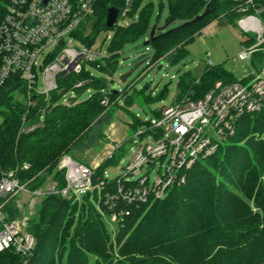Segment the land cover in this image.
I'll return each instance as SVG.
<instances>
[{"label": "trees", "instance_id": "1", "mask_svg": "<svg viewBox=\"0 0 264 264\" xmlns=\"http://www.w3.org/2000/svg\"><path fill=\"white\" fill-rule=\"evenodd\" d=\"M11 0H0V5ZM126 0H98L89 24L79 29L80 39L92 46L102 30H113L109 56L101 64L99 73L90 76L83 70L59 78L60 87L68 89L74 82L88 76L91 81L78 88L81 95L87 88L92 94L70 105L60 103L62 93L54 91L49 100L38 98L28 107L18 98L23 91L22 81L14 76L0 91V165L5 169L19 166L23 181L30 187L42 186L48 179L66 185L65 174L58 168L63 155L84 142L95 120L116 104L126 109L134 131L143 121L131 112V107L142 99H151L136 89L114 94L109 89L123 46L141 37L149 28L153 0H133L127 26H106L108 9L125 7ZM233 3L223 0H169L167 24L181 21L170 31L156 28L152 37L150 65L169 59L176 62L188 53L191 44L210 21L222 17L235 22L240 16ZM161 7L164 2L161 0ZM212 9L205 17L194 21L206 8ZM137 15V16H136ZM135 16L138 19H135ZM89 33L86 35L87 29ZM151 34V31H150ZM151 37V35H150ZM262 57L260 52L256 53ZM101 61L97 60V67ZM226 76L224 82L239 80L221 64L206 68L196 82L187 79L183 90L194 91L199 98ZM191 84V85H189ZM123 94V104L119 98ZM108 98L109 105L102 101ZM158 114V110L154 111ZM26 121L24 122V115ZM134 122V123H133ZM28 123V124H27ZM41 123L31 130L23 128ZM222 151L198 161L187 173V182L174 186L162 199L142 204H126L124 220H119L113 233L95 202L96 191L88 193L84 202H64L60 196L49 194L37 206L29 230L37 238V246L27 261L13 250L0 252V264H264V108L246 113L237 122L236 132L226 141ZM129 141L117 146L110 157L102 161L96 173L103 174L126 151ZM25 162L28 168L22 169ZM242 192L243 196L239 194ZM60 200V204H52ZM102 206H105L103 201ZM56 205V206H55ZM114 234V238L113 237ZM117 253L107 255L106 242L113 240Z\"/></svg>", "mask_w": 264, "mask_h": 264}, {"label": "built area", "instance_id": "2", "mask_svg": "<svg viewBox=\"0 0 264 264\" xmlns=\"http://www.w3.org/2000/svg\"><path fill=\"white\" fill-rule=\"evenodd\" d=\"M97 1L11 0L0 5V91L8 79L16 76L25 88L17 89L18 95L24 97L28 107L36 104L37 97L48 101L54 91L62 96L71 93L63 104L78 101L77 89L88 84L92 80L90 76L98 74L93 69L99 72L100 65L109 56L108 51L102 53L98 39L88 46L79 37L81 25L89 24L95 14ZM223 1L233 3V10L240 14L238 25L251 34L242 42L237 56L248 63L239 80L218 81L199 98H194V91L190 89L175 97L171 105L159 109L158 114L126 138L129 141L126 149L129 148L131 156L122 173L114 178H109L105 170L98 177L94 167L66 154L58 165L65 171L66 185L58 188V182L51 179L32 188L30 180L23 181L19 176V166L8 170L0 165V252L13 250L25 261L33 254L37 238L29 230L30 221L39 200L49 194L61 193L81 203L88 193L96 191L98 206L104 196H109V203L122 201L129 205L166 197L174 186L187 182L188 171L198 161L213 155L222 142L235 134L242 115L264 108V0ZM132 3L133 0H126L114 26H123L122 19L128 16ZM113 34L110 30L106 38L111 40ZM147 50L151 51L149 47ZM258 52L262 57L254 61ZM97 60L101 62L95 67ZM208 63L212 65L210 59ZM83 70L90 76L77 80L68 89L60 87V77ZM102 103L107 105L109 99L105 98ZM145 135H150L152 140L145 142ZM157 166L158 174L151 179L150 173ZM28 167L24 163L22 169ZM111 185L112 190L108 188ZM21 193L29 196L28 202L20 199ZM129 212L126 209L122 215ZM103 216L115 233L113 224L117 225L120 219L110 211L103 212Z\"/></svg>", "mask_w": 264, "mask_h": 264}, {"label": "rangeland", "instance_id": "3", "mask_svg": "<svg viewBox=\"0 0 264 264\" xmlns=\"http://www.w3.org/2000/svg\"><path fill=\"white\" fill-rule=\"evenodd\" d=\"M148 1L150 0H145L144 3H147ZM163 2L164 7L162 8L161 0H153V10L147 32L141 37H138L123 46L120 51L118 68L113 75V79L119 82V88L121 91L128 90L129 93H135L137 89L138 91H141L142 95L151 99V102L149 103H145L142 99H139V102L134 104L131 109V112L138 114L143 122L150 120L155 114V110L171 105L174 102L175 97L187 93L189 90L182 89L184 87H190L185 86L187 79L192 76L196 79L195 81L198 82L204 75L206 68L210 66L208 63L209 59L212 61V65L216 66L221 64L229 73L238 77L242 76L243 68L248 67V63L246 61H240L237 56L241 50L242 42L246 41L251 34L244 32L240 28L238 25V19L235 20V22H229L225 17L210 21L208 25L201 30V33L196 36L195 40L188 45L189 53L185 57L180 58L176 62L168 60L162 65L161 69L158 68L161 63L150 65L149 57L152 56L153 51H148L147 48H151L152 46L150 44H145V42L150 38V31L152 28L156 26V28L165 32L182 24V22L178 20L167 24L169 0H163ZM136 16L135 19H138ZM133 20V17L127 16L122 19L121 23L123 26H127ZM108 33H110V31L102 30L98 36V45L102 46V53L108 51L111 41L110 38H106ZM208 53L211 55L208 56ZM257 59L258 56L254 57L253 60L257 61ZM131 70H133V72L127 77V79L124 82L121 81V76ZM93 71L99 73L97 70L93 69ZM225 79L226 76L221 78L220 81ZM39 88H42L41 82H39ZM92 92V90L84 91L80 95L79 100L86 99L92 94ZM70 96L71 93H67L66 96L60 98L59 102L63 103L64 99H67ZM18 98L25 102L22 95H18ZM125 99L126 97L121 94L119 103L123 104ZM107 105H109V103ZM120 108L121 107L116 104L112 105L104 116H101L94 121L89 136L84 142L76 145L66 154L70 155L77 161L85 162L91 167L97 169L102 162L96 166L92 165L87 159H97L99 155L105 152L107 146L119 145V140L108 135L106 131L115 121L123 122V116L119 114ZM34 128L35 127H29L26 130ZM125 132L128 137L133 131L128 128ZM143 140L148 142L152 140V137L150 135H145L143 136ZM226 145L227 142H222L221 148L218 151L220 152L224 150ZM130 156L131 151L127 148L125 153L116 162L106 167V175L109 178H114L121 174L123 171L122 167L128 163ZM28 164L30 166V163ZM62 170L65 174L64 169ZM157 174L158 166L151 171V179H154ZM96 176L100 177L102 175L97 172ZM50 180L51 178L45 183H48ZM261 181L264 185V175L262 176ZM58 188L62 187L58 185ZM108 188L112 190L113 186L111 185ZM54 194L60 196V199L64 202L68 201L73 203L75 201L71 196H65L61 193ZM239 194L243 196L242 192H239ZM19 197L25 203L29 200V196L26 193H21ZM108 199L109 196L103 197V203L105 206H102V204L97 206L98 210L102 214L105 211H110L120 220H124L122 213L126 208V204L122 201L109 203L107 202ZM83 200L86 201L85 199ZM41 202L42 201L39 200L38 204ZM60 202V200H54L52 204H60ZM95 202L98 204L97 197L95 198ZM113 225L115 230H118L117 225L115 223ZM112 238H114V234ZM112 240L113 243L110 244V242L107 241L105 247L107 248V255L110 256V258L113 253H117L118 250V245L114 239Z\"/></svg>", "mask_w": 264, "mask_h": 264}, {"label": "crops", "instance_id": "4", "mask_svg": "<svg viewBox=\"0 0 264 264\" xmlns=\"http://www.w3.org/2000/svg\"><path fill=\"white\" fill-rule=\"evenodd\" d=\"M134 106V105H133ZM132 106V107H133ZM131 107V109H132ZM119 114L123 116V122L121 121H115L113 125L107 129L108 135L112 136L115 139H118V142H123L127 135H126V130L129 128V123L131 120L130 115L128 111L123 109L122 107L119 110ZM116 142V141H115ZM119 143V144H120ZM117 146L111 145L107 146L105 152L103 154L99 155L97 159H87L92 165H99L103 160L106 158L110 157L111 154L114 152Z\"/></svg>", "mask_w": 264, "mask_h": 264}, {"label": "water", "instance_id": "5", "mask_svg": "<svg viewBox=\"0 0 264 264\" xmlns=\"http://www.w3.org/2000/svg\"><path fill=\"white\" fill-rule=\"evenodd\" d=\"M212 11V9H210L209 7L206 8L205 12L199 16H197L194 21H198L199 19L205 17L206 15L210 14ZM119 14H120V8L117 7V6H112L108 9V13H107V19H106V26L107 27H113L115 25V22L117 21L118 17H119ZM171 30V29H170ZM168 30V31H170ZM167 31V32H168ZM156 32V26H154L151 30V37L145 42V44L149 45L151 43V40H152V37L154 36ZM169 59H166V60H163L161 62V65L158 67L159 69H161L162 65L168 61ZM145 61V60H144ZM143 61V62H144ZM142 63V62H141ZM133 72V70L123 74L121 76V81H125L127 79V77ZM109 89L112 93L114 94H117L119 91H120V88H119V82L117 80H114L112 79L110 82H109Z\"/></svg>", "mask_w": 264, "mask_h": 264}]
</instances>
